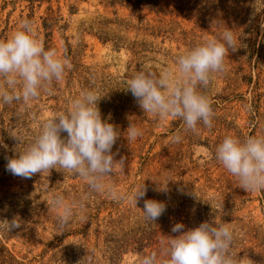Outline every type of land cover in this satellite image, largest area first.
<instances>
[{
  "label": "rangeland",
  "instance_id": "374dc122",
  "mask_svg": "<svg viewBox=\"0 0 264 264\" xmlns=\"http://www.w3.org/2000/svg\"><path fill=\"white\" fill-rule=\"evenodd\" d=\"M106 1L0 0V40L30 20L45 49L55 48L71 64L50 92L27 105L0 102V264H138L144 255L159 253L169 236L179 235L171 231L175 223L188 230L214 217L234 230L235 254L264 264V190H243L214 156L227 135H264V0H184L182 15L147 9L133 14ZM49 14L56 19L51 34L44 29ZM102 23L121 37L120 49L95 35ZM226 29L234 32L237 50H229L226 70L200 88L212 100V128L200 123L197 132H183L182 120L145 114L124 89V81L140 71H174L178 55L205 38L221 39ZM87 90L102 96L97 104L101 118L120 135L114 158H125L124 168L105 183L125 194L144 184L147 193L136 206L107 191L90 190L82 178L59 167L31 179L6 170V158H17L44 120L67 111L70 101ZM130 124L143 135L128 140ZM177 132L183 139L173 143ZM167 182L165 194L159 189ZM56 194L70 204L84 203L73 205L63 229L60 210L52 205ZM145 200L164 202L166 212L155 222L147 220ZM14 216L24 225L9 232L2 220Z\"/></svg>",
  "mask_w": 264,
  "mask_h": 264
},
{
  "label": "clouds",
  "instance_id": "9594fccd",
  "mask_svg": "<svg viewBox=\"0 0 264 264\" xmlns=\"http://www.w3.org/2000/svg\"><path fill=\"white\" fill-rule=\"evenodd\" d=\"M236 41L234 32L226 29L221 39L205 38L203 43L178 55L174 71L164 70L159 75L140 71L124 81V89L131 93L145 114L160 121L170 117L182 120L183 132H197L200 123L210 129L215 112L211 98L200 88L207 87L214 74L226 70L225 58L229 50H237ZM70 68V61L55 48L45 49L33 22L25 19L10 38L0 40V102L22 101L27 105L42 93L50 92L53 81H61ZM101 97L96 90L82 91L70 101L67 111L44 120L33 142L19 156L6 158V170L13 176L31 179L59 167L82 178L90 190L107 191L113 199L127 198L136 206L147 193L144 184L125 194L105 183L118 167L124 168L125 158L119 161L114 158L117 153L112 149L120 135L116 126L102 120L97 106ZM62 133H66V137L62 138ZM142 135L140 128L130 124L128 140ZM13 137L21 142L19 137ZM170 139L179 143L183 137L177 132ZM214 156L238 179L243 190H264V135L244 139L227 135L216 147ZM168 182L160 185L159 190L165 194ZM77 203L84 207L83 201L70 204L63 195L53 196L52 205L61 213V229L68 224L73 205ZM166 210L164 202L144 201L143 214L149 221L155 222ZM2 221L9 232L22 229L24 225L19 216ZM171 231L179 235L169 236L166 243L162 242L159 253L153 251L144 255L138 264H253L252 260L232 251L234 230L216 217L188 230L183 223H175Z\"/></svg>",
  "mask_w": 264,
  "mask_h": 264
},
{
  "label": "trees",
  "instance_id": "16d2710c",
  "mask_svg": "<svg viewBox=\"0 0 264 264\" xmlns=\"http://www.w3.org/2000/svg\"><path fill=\"white\" fill-rule=\"evenodd\" d=\"M183 1L184 0H110L106 2L108 5L113 7H126L131 10L133 14L140 12L143 9H147L160 15H182L186 10V5ZM55 24L56 19L52 14H49V17H46L44 19V29L46 31L50 30V34L52 33V27L55 26ZM107 26L108 25H105L103 23L99 24L97 26V33L95 35L98 36V38L104 43L111 42L115 46V48L120 49L121 44H123V42L121 41V37H119V35L117 34L107 32L105 30ZM94 28L96 27H90V30L93 31ZM50 34L47 32L46 36H50ZM132 51L135 53L133 49Z\"/></svg>",
  "mask_w": 264,
  "mask_h": 264
}]
</instances>
